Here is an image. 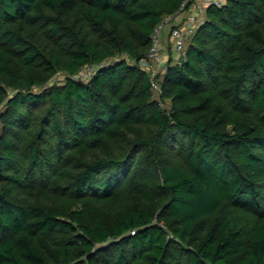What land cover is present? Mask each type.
<instances>
[{"label": "trees", "instance_id": "trees-1", "mask_svg": "<svg viewBox=\"0 0 264 264\" xmlns=\"http://www.w3.org/2000/svg\"><path fill=\"white\" fill-rule=\"evenodd\" d=\"M190 1L0 0V264H264V0L208 5L156 98Z\"/></svg>", "mask_w": 264, "mask_h": 264}, {"label": "built area", "instance_id": "built-area-1", "mask_svg": "<svg viewBox=\"0 0 264 264\" xmlns=\"http://www.w3.org/2000/svg\"><path fill=\"white\" fill-rule=\"evenodd\" d=\"M224 0H206L205 8L210 4L221 5ZM203 6L201 7V12ZM201 12L191 10L188 15L183 17L180 22H173L180 16H167L165 17L154 29L151 35V46L145 56L139 60L141 67L146 69L150 75V82L153 90L159 91V82L156 75L160 72L161 65L164 64V52L163 44L165 41V31L167 25H169L168 38L171 39V48L178 53H182L185 47V40L189 34L195 31V29L204 22L205 15H201ZM169 22H171L169 24ZM182 22V23H181ZM105 62L99 64H88L82 67L77 73L74 74L75 78L88 79L90 78L99 66L105 65Z\"/></svg>", "mask_w": 264, "mask_h": 264}, {"label": "rangeland", "instance_id": "rangeland-1", "mask_svg": "<svg viewBox=\"0 0 264 264\" xmlns=\"http://www.w3.org/2000/svg\"><path fill=\"white\" fill-rule=\"evenodd\" d=\"M191 2V5H190V7L189 8H184L181 12H179L177 15H179L180 14V16L178 17V18H176L175 20H173L172 21V23L175 21V22H180V21H182L183 20V17L185 16V15H188L189 13H190V11L191 10H194V11H198V12H201V7L203 6V11L201 12V15H205V12H206V8H205V2H206V0H191L190 1ZM177 15H175V16H177ZM171 22H169V24H170ZM182 23V22H181ZM169 25H167V27H166V31H165V41H164V44H163V46H164V48H163V52H164V64L163 65H161V67H160V72L159 73H161V72H163L164 71V68H165V65H166V62H167V58H168V56H169V53L171 52V55H173V57L174 58H177L179 55H181L182 53H178L177 51H175V50H173V49H171L170 47L172 46V42H171V39H169L168 38V35H169ZM197 29V28H196ZM196 29H195V31H196ZM194 31V32H195ZM194 32H192L191 34H189L188 36H187V38H186V40H185V46H186V44H187V41L191 38V36H192V34L194 33ZM171 51H170V50ZM170 51V52H169ZM63 79V74H57V75H55L54 77H53V79L52 80H54V81H59V80H62ZM36 89H39V87L38 88H36ZM154 91V97H156V98H159L160 97V91H158V90H153ZM162 104H164V102H162Z\"/></svg>", "mask_w": 264, "mask_h": 264}]
</instances>
